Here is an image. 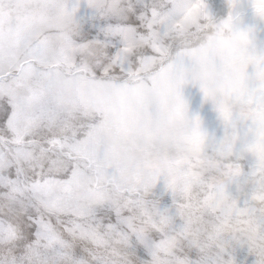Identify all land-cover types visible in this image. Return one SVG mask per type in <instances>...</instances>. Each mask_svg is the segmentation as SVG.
<instances>
[{
	"label": "snow or ice",
	"instance_id": "obj_1",
	"mask_svg": "<svg viewBox=\"0 0 264 264\" xmlns=\"http://www.w3.org/2000/svg\"><path fill=\"white\" fill-rule=\"evenodd\" d=\"M226 4L253 48L206 0H0V264H264V19Z\"/></svg>",
	"mask_w": 264,
	"mask_h": 264
},
{
	"label": "clouds",
	"instance_id": "obj_2",
	"mask_svg": "<svg viewBox=\"0 0 264 264\" xmlns=\"http://www.w3.org/2000/svg\"><path fill=\"white\" fill-rule=\"evenodd\" d=\"M194 8L198 6L194 5ZM253 9L257 17L264 19V0H254ZM200 18L212 28L213 34L219 38V47L224 54H232L240 50H247L255 46L251 34L247 31H238L235 22L228 15L222 19H212L208 14L200 12ZM253 61L259 63L264 61V53H256L252 57ZM195 134L200 138L202 145H207L211 139L209 132L203 125L195 126ZM220 159L214 162L213 167L225 174L232 172L231 164L227 162V157L219 153ZM264 197H257V201Z\"/></svg>",
	"mask_w": 264,
	"mask_h": 264
},
{
	"label": "rangeland",
	"instance_id": "obj_3",
	"mask_svg": "<svg viewBox=\"0 0 264 264\" xmlns=\"http://www.w3.org/2000/svg\"><path fill=\"white\" fill-rule=\"evenodd\" d=\"M212 15L217 19H222L227 16L228 8L226 0H206ZM264 41V35L261 36ZM183 95L188 102L191 115H198L202 121L203 127L209 134H215L217 137L222 136L223 130L217 118L211 103L203 101L202 93L198 86L187 85L183 89ZM238 264H253V257L247 255L246 250H238L236 253Z\"/></svg>",
	"mask_w": 264,
	"mask_h": 264
}]
</instances>
